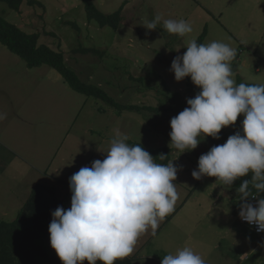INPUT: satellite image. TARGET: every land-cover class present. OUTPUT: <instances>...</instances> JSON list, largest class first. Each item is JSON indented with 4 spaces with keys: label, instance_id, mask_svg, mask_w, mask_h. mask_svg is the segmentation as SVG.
Masks as SVG:
<instances>
[{
    "label": "rangeland",
    "instance_id": "374dc122",
    "mask_svg": "<svg viewBox=\"0 0 264 264\" xmlns=\"http://www.w3.org/2000/svg\"><path fill=\"white\" fill-rule=\"evenodd\" d=\"M36 1L43 6H28L25 1L21 12L16 14L0 3V10L5 9L4 18L26 33H39V43L62 51L66 65L83 83L99 86L120 104L161 108L156 112L127 113L131 119L125 123L121 118L99 115L94 108L106 106L103 101L73 91L56 71L46 66L27 68L24 61L0 45V114L5 116L0 124L9 126L10 140L17 135L25 136L26 149H37L41 145L45 155H50L52 149L53 155L58 152L54 161L55 165L59 164L58 177H68L69 163L92 146L88 141L98 140L106 131L127 135L147 151L156 149L159 144L166 146L165 141L170 140V120L179 113L176 108L183 110L187 99L194 98L200 91L190 78L177 82L170 71L171 63L177 55H183L187 44L196 40L204 29L206 35L202 44L221 41L235 48L241 57L235 82L239 77L245 84L264 85V0H91L103 14L121 8L117 29L100 28L95 22H88L81 0ZM157 15L162 17L157 29L144 28ZM164 19H183L192 25L193 32L184 37L168 32L163 35ZM51 72L58 80L47 79ZM174 95L178 97L172 98ZM34 114L40 119L35 120ZM242 120L243 117H238L234 126L226 128L225 134L236 133ZM86 123L99 126L100 135L84 136ZM40 128L43 133L53 130L48 145L43 144L47 138L41 141L43 136L37 134ZM160 132L165 133L161 143L158 141L161 136L157 137ZM68 140L72 143L68 147L73 149L72 153H68ZM204 141L208 143L207 138ZM77 142L81 144H74ZM201 143L195 149L197 153L193 150L181 155L175 150L170 160L179 169L178 179L193 178L191 173L204 154ZM9 147L17 150L12 144ZM48 166H40L25 179L22 177L19 185H27L29 193L25 198L22 191L13 196L23 202L2 203L4 208L16 206L5 211L13 219L7 222L18 217L33 190L31 184L53 186L52 176L49 177L53 171ZM204 178L201 182L196 180L194 186L184 192L185 206L181 210L177 207L169 219L161 222L159 228L165 226L163 233L148 245H136L131 255L136 257L134 264H161L163 257L185 246L200 254L205 264H264V237L246 257L243 253L255 243L256 236L240 224V207L228 200V195L236 193V189H228L213 178ZM13 186L9 189H14ZM180 188L177 183L179 198ZM217 189L225 196L222 203L216 196ZM230 229L232 232L228 233ZM38 244L53 255L50 240L40 238ZM36 264L43 263L38 260Z\"/></svg>",
    "mask_w": 264,
    "mask_h": 264
},
{
    "label": "clouds",
    "instance_id": "9594fccd",
    "mask_svg": "<svg viewBox=\"0 0 264 264\" xmlns=\"http://www.w3.org/2000/svg\"><path fill=\"white\" fill-rule=\"evenodd\" d=\"M161 20L157 15L144 28L154 31ZM163 28L179 37L193 32L183 19H164ZM236 55L227 43L198 44L192 39L183 55L173 59L170 71L175 80L190 78L200 91L171 118L169 145L181 155L191 152L208 137L219 140L221 130L242 116L240 130L202 154L191 175L195 180L215 178L228 189L240 180L239 218L264 233V198L252 194V189L264 193V85L236 84L231 67ZM4 118L0 114V120ZM128 139L118 135L103 160L70 177L71 206L58 207L48 229L51 248L62 264H115L134 253L143 235L150 231L155 236L161 222L174 212L178 167L174 161L157 163L143 146H130ZM161 264H205V260L185 246L163 257Z\"/></svg>",
    "mask_w": 264,
    "mask_h": 264
},
{
    "label": "trees",
    "instance_id": "16d2710c",
    "mask_svg": "<svg viewBox=\"0 0 264 264\" xmlns=\"http://www.w3.org/2000/svg\"><path fill=\"white\" fill-rule=\"evenodd\" d=\"M25 1L28 6L35 4L40 7L43 6L36 0H0V3H3L9 11L19 14ZM81 1L84 4L88 22H95L100 28L110 27L117 29L119 27L121 8L111 14H103L91 0ZM4 12L5 9L0 10V45L24 61L27 68L47 66L55 70L70 89L83 96L103 101L109 107L114 108L117 114L125 111L140 114L145 110L156 112L161 109L144 105L120 104L109 97L99 86L83 83L77 74L66 65L62 51L59 49L55 50L44 43H39V33H26L17 25L8 22L2 14ZM162 32L163 35L167 33L164 28H162ZM205 35L206 29L196 39V42L202 44ZM231 67L234 74H236L238 70V55L231 62ZM240 83H242L240 78H237L236 84ZM174 97L177 98L178 95H174L172 98ZM176 110L182 111L180 108H176ZM229 136L225 134V129H222L219 140H213L208 137V143L202 141L201 147L203 150L201 152L205 154L211 147L225 143ZM128 144L130 146L137 145L131 142H128ZM148 152L156 158L157 163L167 165L170 162L171 149L167 147L149 150ZM161 154L167 156L166 159L160 160L158 156ZM250 178L249 176L244 179ZM213 179L215 180V178ZM240 183V180L235 181L232 188H238ZM252 194L264 198V193H258L255 189H252ZM58 207L53 188L35 186L14 221L7 222L0 219V264H36L38 260L43 264H62L54 254L50 255L38 244L40 238L50 240L48 229L53 218L52 213ZM241 224L247 226L255 236L264 237L256 234L247 224ZM53 252L55 253L54 250ZM84 264H88V262L85 261Z\"/></svg>",
    "mask_w": 264,
    "mask_h": 264
},
{
    "label": "crops",
    "instance_id": "0c3cea01",
    "mask_svg": "<svg viewBox=\"0 0 264 264\" xmlns=\"http://www.w3.org/2000/svg\"><path fill=\"white\" fill-rule=\"evenodd\" d=\"M240 58L241 57L239 56L238 57V70H239L240 63L242 62ZM245 63H246V61L243 62L244 65H245ZM40 67H42V66H40ZM40 67H36V68H40ZM49 69H51V68H49ZM51 70H53V69H51ZM238 70H237V72H238ZM237 78H239V77H237ZM47 79L49 81H51L53 79L56 81V80H58V76H53V73L51 72L50 74L47 75ZM27 91H31V89L27 88ZM32 91H34V88H32ZM94 110L96 111V113H99V115H105L106 114L109 117L112 116V118H115V119L121 118V121L123 123H125L127 121V119H129V120L131 119V117H127V115H126L127 113H134V112L125 111V112L118 114L119 116H117L116 110L112 107L107 106V105L102 106V107H99L97 105L94 108ZM34 119L39 120L40 116L34 114ZM1 122H2V120H0V123ZM108 129L109 128H107L106 130H108ZM225 131H226V129H225ZM50 132H53V130H50L49 132L43 133L41 128H40V131L37 132V134L39 136H43L42 138H40L41 141L46 140V138H47V140L43 142V144H45V145H48V143H49L48 140H51V138L53 137V134H51ZM83 134H84V136H87V134L100 135V127L99 126L93 127L92 125L86 123V125L84 127V133ZM157 134H158L157 137L161 136V139H158L159 143H161V140H163L165 137V133L160 132ZM8 135H9V126L6 127V125H5V127H4L3 123L0 124V218L3 220H6V221L10 218V220H8V221H11L13 219L11 217H9L5 211L13 209L16 206L9 205L8 207L6 206L4 208L1 205L4 201L11 203V204L13 202H18L19 204H20V202H23V201H21L22 199H18V197L13 196V195H15V193L19 194L22 191V192H24V198H25L26 195L29 193L28 189H27V185H25V184L19 185V182L22 179V177L25 179L26 175L27 174L30 175L31 171H37L40 166L45 167V166L49 165L48 169L51 168V170L53 171V175H49V177L52 176V178L50 180H53V186H51V188H53V190H54V195H55V198L58 202V206L63 207L64 209H68L71 206V192H70V188H69L70 177L74 173L78 172L81 167H84V166L90 167L93 161L103 160L105 158L104 153H106L110 148L111 140L116 138L119 134H115L113 131L112 132L106 131V132H103L100 136H98V140L96 139L95 141H91V143H90V141H88V143L92 144V146L88 150H84L81 152V156H80L81 160H80V157L79 158L76 157L72 163H69L71 169H70L68 177H58L57 176L59 164L55 165L54 161H55V158L57 157L58 152H56L53 155V149H52L50 155H45L46 152L43 153L44 151L40 148L41 145H39V148H37V149L36 148L26 149L27 139L25 136H18L17 135L14 138V140H10V138H8ZM70 137H73V133L70 135ZM126 142L127 143L128 142L134 143L131 139H128ZM10 144H12V146L14 148H17V150L15 151V150L11 149L9 147ZM71 144L72 143L70 142V140H68V142L66 144L67 148L70 147ZM74 144L80 145L81 143L77 142ZM165 144H166V146H162V144H159V146L157 148L167 147V148L171 149V157H172V155H175L176 149L174 147H172L171 145H169L170 140L165 141ZM72 152H73V149L68 148V153H72ZM170 161H172V160H170ZM60 166L62 167V164H60ZM196 166L198 167V164ZM68 169H69V167H67L66 170H68ZM202 180L204 181L205 178L203 177L200 180V182ZM195 181L196 180L193 178L191 180L186 179L184 181L177 178L176 182L181 185L180 198L179 199H182V200H179L180 202L178 201V204L175 205V209H177V207H178V210H181L182 206H185L186 200H185V198H183L185 195L184 192L189 190L190 187H193ZM14 182L16 183V185H14ZM38 184H40V183H38ZM38 184L33 183L31 185L34 189V187ZM10 185H12V186L14 185L13 186L14 189L10 190L9 189ZM183 189H184V191H183ZM220 190L221 189H217L216 196H218L217 197L218 201H221V203H222V201H223L222 197H225V196H221ZM8 194H9V196L7 198H4ZM228 200H230V202L232 204H235V205L239 204L238 195L235 192L228 195ZM168 217H169V215L165 219H169ZM168 222H169V220H168ZM164 230H165V226H163L162 229L158 228L157 234L155 236H152L150 234V231H149L148 234L143 235L138 240L137 246H139L140 243H144L145 245H148L149 243L152 242V240L154 238H156V236H159L161 233H163ZM229 232H232L231 229H230V231H228V233ZM228 233H227V235H228ZM260 240H261V237L256 236L253 240L255 243H252L250 245V247L245 248V250L243 252L245 257L247 256V254H249L251 252V249L254 248L258 244V242H260ZM53 254L55 255L56 258H58V256L54 252H53ZM244 255L242 257H244ZM134 259H136L135 256H129L123 260H117L115 262V264H120V263L134 264ZM58 260H60V259L58 258ZM98 264H99V262H98Z\"/></svg>",
    "mask_w": 264,
    "mask_h": 264
},
{
    "label": "built area",
    "instance_id": "2783aa9c",
    "mask_svg": "<svg viewBox=\"0 0 264 264\" xmlns=\"http://www.w3.org/2000/svg\"><path fill=\"white\" fill-rule=\"evenodd\" d=\"M250 202H251L253 205L256 204V200H254V199H250ZM241 222L244 223V224L249 225L247 222H244V221H241ZM249 226H250V225H249ZM250 227H251V229H252L256 234H260V235H263V234H264V233H258V232L256 231V226H255V225H251Z\"/></svg>",
    "mask_w": 264,
    "mask_h": 264
}]
</instances>
